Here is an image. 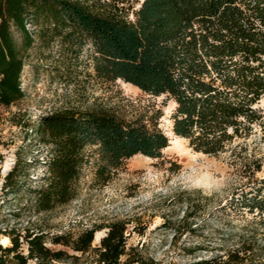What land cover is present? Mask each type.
<instances>
[{
    "label": "trees",
    "instance_id": "16d2710c",
    "mask_svg": "<svg viewBox=\"0 0 264 264\" xmlns=\"http://www.w3.org/2000/svg\"><path fill=\"white\" fill-rule=\"evenodd\" d=\"M135 3H139L138 6ZM0 0V104L23 97L20 86L25 52L33 42L27 24L50 29L71 47L90 45L96 77L122 79L154 96L176 103L173 132L195 151L219 155L230 151L233 163L254 176L261 169L255 155L243 154L258 125L264 131V0ZM132 16V17H131ZM21 41H19V37ZM160 108L124 119L104 109H66L40 117L32 130L48 148L46 182L36 189L37 206L48 211L69 202L76 193L83 166L97 154L95 176L103 182L123 161L141 154L158 158L169 146L159 128ZM93 147L88 153L87 148ZM231 148V149H230ZM17 167V164H16ZM14 167L5 185L15 192ZM45 176V175H44ZM241 207L264 217V176L242 192ZM239 201V199L233 200ZM232 201V202H233ZM232 204H230L231 206ZM98 246L97 227L76 239L52 237L81 254L92 252L96 264L142 263L129 248L127 222L111 221ZM0 264H56L74 256L52 250L42 231H0ZM22 243L27 254L22 253ZM77 258V256H75ZM190 264H264V233L243 238L224 253Z\"/></svg>",
    "mask_w": 264,
    "mask_h": 264
},
{
    "label": "rangeland",
    "instance_id": "374dc122",
    "mask_svg": "<svg viewBox=\"0 0 264 264\" xmlns=\"http://www.w3.org/2000/svg\"><path fill=\"white\" fill-rule=\"evenodd\" d=\"M27 29L33 42L26 49L20 76L23 97L8 106L0 104V231L44 232L49 248L74 255L56 264L96 262L92 252L81 254L54 244L52 237L76 239L84 229L97 227L95 247L107 231L101 227L115 220L127 222V246L134 248L133 255L143 264H190L224 253L252 233L262 236L264 217L242 208L240 202L242 192L254 185L255 178L264 176V131L258 125L247 139H237L231 147L245 141L243 154L261 160L254 176L240 163H233L230 151L194 153L186 141L165 149L158 158L132 156L103 182L95 176L94 153L82 168L75 196L61 206L40 210L35 191L46 182L48 148L31 128L40 117L66 109L104 108L131 119L155 107L162 111L159 128L166 133L176 105L164 95L144 94L123 81L96 77L90 45L65 46L48 28L29 23ZM259 105L264 107V98ZM87 152L92 153L93 147ZM14 167L12 192L5 180ZM3 237L0 233L1 243ZM19 251L27 254V245L22 243ZM10 254L4 259L16 264Z\"/></svg>",
    "mask_w": 264,
    "mask_h": 264
},
{
    "label": "bare ground",
    "instance_id": "6f19581e",
    "mask_svg": "<svg viewBox=\"0 0 264 264\" xmlns=\"http://www.w3.org/2000/svg\"><path fill=\"white\" fill-rule=\"evenodd\" d=\"M118 80L123 81L122 79H118ZM123 82H124V81H123ZM124 83H126V82H124ZM127 84H129V83H127ZM129 85H131V84H129ZM173 104L176 105L175 102H173ZM166 134H167V135L169 136V138H170V144H169V146L166 147L165 149H167V148H171V147H174V146H175V147H178V146H177L178 144H182V142L184 143V142L187 141V139H185L184 137H180V136L176 135V134L173 132V129H172V121H171V123H170V130L167 131ZM190 148H191V147L185 145V149L190 150ZM165 149H164V150H165ZM164 150H163V151H164ZM194 153H201V152L194 151ZM137 155H141V154H137ZM194 155H195V154H194ZM142 156H144V155H142ZM144 157L151 159V157H148V156H144ZM97 238H98V239L100 238V234H99V232H97L96 239H97ZM96 239H95V240H96ZM2 243H3L4 245H6V244L8 243V237H7V236H4V237H3Z\"/></svg>",
    "mask_w": 264,
    "mask_h": 264
},
{
    "label": "water",
    "instance_id": "95a60500",
    "mask_svg": "<svg viewBox=\"0 0 264 264\" xmlns=\"http://www.w3.org/2000/svg\"><path fill=\"white\" fill-rule=\"evenodd\" d=\"M142 2H143V0H141V3H142ZM141 3H140V4H141Z\"/></svg>",
    "mask_w": 264,
    "mask_h": 264
}]
</instances>
